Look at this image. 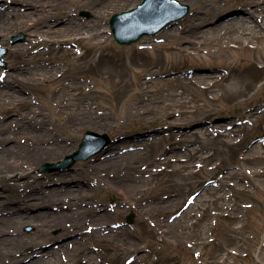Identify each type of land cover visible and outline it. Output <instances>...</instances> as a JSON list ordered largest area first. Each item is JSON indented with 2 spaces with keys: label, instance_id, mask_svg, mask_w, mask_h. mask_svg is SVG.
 Wrapping results in <instances>:
<instances>
[{
  "label": "rangeland",
  "instance_id": "1",
  "mask_svg": "<svg viewBox=\"0 0 264 264\" xmlns=\"http://www.w3.org/2000/svg\"><path fill=\"white\" fill-rule=\"evenodd\" d=\"M143 1L101 6L58 0L51 13L45 4L35 14L38 30L71 21L83 29L78 34L0 30L8 49L0 82L12 87H0V139H12L0 144V264H80L71 255L84 244L87 264H264V185L256 186L264 179L245 174L239 182H221L227 173L243 171L245 158L264 144V0H177L190 7L185 18L131 46L119 45L111 17ZM248 9L255 13L248 21L256 37L221 42L224 54L208 53V43L220 34L216 28ZM21 35L24 40L14 43ZM202 76L224 78L206 89ZM244 76L249 83H242ZM230 84L240 92L230 94ZM144 101L152 107L145 117ZM34 110L44 114L46 125L26 128L23 117ZM87 132L110 141L100 140L104 147L71 169L40 172L77 152ZM219 132L238 143L225 144ZM60 146L65 148L46 155ZM192 151H199L195 159ZM181 158L188 166L177 162ZM15 163L30 165V175L13 177L6 168ZM258 167L264 170V162ZM52 190L71 193V202H48ZM148 203L163 213H153ZM19 208L30 215L63 210L70 214L68 226L81 228L65 232L46 226L48 219L28 224L15 212ZM182 209L186 213L178 217ZM41 225L46 234L40 256L33 254L32 240L22 238H32Z\"/></svg>",
  "mask_w": 264,
  "mask_h": 264
},
{
  "label": "bare ground",
  "instance_id": "2",
  "mask_svg": "<svg viewBox=\"0 0 264 264\" xmlns=\"http://www.w3.org/2000/svg\"><path fill=\"white\" fill-rule=\"evenodd\" d=\"M5 1H6V3L9 4L8 6L6 5V3H4L3 0H0V30H5L6 31V30H11L12 28H15V27H23V28L32 27V28L37 30V34L44 33V34H53V35L61 34V33L62 34H78L79 30L83 31V29H81L80 26L76 25L75 23H71V25L68 24L71 21L63 23V24H61L60 26H57V27H56V25L55 26L49 25V26H45V27H42V28L40 27L39 30L37 29L38 23H37L36 20H39V19L37 17H35L36 12L39 11L40 9L43 10L44 9V5L46 4L47 6H50V8H48V9L45 8L46 11H48V14L51 13L50 9L52 8V6L55 3H57L58 0H5ZM107 1L108 0H92V4L93 3L94 4H97V3L99 4L100 3L101 6H104L106 3H108ZM38 4L39 5L42 4L41 6H43V7L38 8V6H37ZM251 10H253V9H248V10H245V11H242V12L241 11L237 12V14H235L232 18H230L227 23L219 25V27L216 28V31H220V34L213 39V42L208 43L211 46L209 51H208V53H210L211 51H214V52H217V53L224 54L226 52L225 49L227 47L226 48L224 46L220 47L219 45H220L221 42H225V45H230V44L235 43V42H240L242 39H246L247 43H249V41H252L256 37V34L254 33L252 27L250 26V21H248L249 18H252L253 15H255V13L253 11H251ZM260 12H261V14L263 13L262 10ZM67 24L69 26H67ZM73 24L75 25V27H72ZM262 29H263V27H262ZM38 31H40V33H38ZM170 35H171V33H170ZM4 42H5V39H3V40L0 39V44H2ZM184 43H187L188 45H190L192 47H196V46L197 47H199V46L202 47L204 45L203 42L199 43L198 41H189V40H188V42H187V40H186V42L184 41ZM256 49H263V48L256 47ZM107 72H109L110 74L114 73L115 69L114 68H112V69H108L107 68ZM17 73H18V75H16L15 77L18 80H20L21 79L20 78L21 73H20L19 69H18ZM4 77H8V76L4 75ZM223 78H224L223 76H220V77L202 76L201 79H199L200 80L199 82L200 83H204V82L207 83L208 87L206 89H209L210 86L215 85L218 81H221ZM242 80H243L242 83H249V80H247V76H244L242 78ZM1 86H3L2 89H6V90H9V91L12 89V87L10 86L9 83H5V82L1 83L0 82V87ZM227 90H228V92L230 94H233V95L238 94L240 92L239 89L233 87V84H230L227 87ZM140 107H142L141 111H143V112H141V113H142V115L144 117L146 115H148V113L150 111H152V107L149 106L146 101L142 102L140 104ZM37 116H39L40 119H36ZM170 116H171V114L169 115V117ZM23 119H24L23 122H27L28 123V124L27 123L25 124V127L26 128L28 127V128H31V129H33L34 126H42V125L45 126L46 122H47L46 121L47 119L44 116V114L41 113L38 110L37 111L36 110L33 111V115L31 116V118H28L26 116V118L23 117ZM174 125H176V124H174ZM22 130H24V127L22 128ZM223 133L225 135V132H219L218 134L222 136ZM199 135H201V134H199ZM225 136H227V135H225ZM225 136L221 137L225 144L236 145L238 143V141L233 142V141H230V140H226L224 138ZM230 136H233V134L231 133ZM182 137L188 138L190 136L187 133H184V134H182ZM201 137L203 139L204 135L202 134ZM11 141H12L11 138H6L5 137L3 139H0V142H1L0 144H2V143L5 144V142L10 143ZM142 144L144 145V143H142ZM63 148H65V147L64 146H60L58 149L54 148V149H51V150H49V151H47L45 153H46V155H50V154H53V152L57 153V152L61 151ZM7 149L8 148H6V150ZM199 151H203V149H199ZM199 151H196V152L192 151L191 158L195 159L197 157ZM245 159L246 160L244 162H245L246 168H244L243 171L245 170L246 173H244L242 171V169L231 171L230 173H227V176L224 177L221 180V182L222 181L227 182L226 180H228L229 178H233L234 180L239 182V181L247 178L246 175H248V174L249 175L252 174L253 176L259 177L260 179H264V170H261L258 167V165L260 163L264 162V144H261L260 146L255 147L254 154L252 156H248ZM191 161H193V160H191ZM177 162L180 163L181 165H184L185 167L188 166L187 161H185V159H183V158L177 160ZM190 164L192 165V163H190ZM6 169H11L12 173L13 174L15 173V176H13V177L19 178V175L21 174L20 172H22L24 176H29L30 173H26V172L28 170H30L31 167H30V165H29V167H26L22 163L21 164H16L15 163V164H12L11 166H9ZM144 171L146 172L148 170L144 169ZM4 173L5 172H3V174ZM11 180H12V178H11ZM263 185L264 184H262L261 180L257 181L256 186H258V187L261 186L262 187ZM256 186H254V187H256ZM204 191H202V192H204ZM70 194L71 193L66 192V194H64L62 196L59 191L52 190V192H49L48 194H46L48 196L45 195V198H47L48 202H50V203H53V204H56V205L60 203L61 206H62L63 204L65 205V203H68V201L70 200ZM201 194L202 193H197L196 195L200 196ZM33 196H35V195H31L30 197L26 196V198H31ZM81 198H85V197L82 196ZM219 198H221V197H219ZM219 198L212 199V201L214 203L218 202ZM225 198L226 197L222 196V199H225ZM70 202L71 201H69V203ZM20 204H25L26 207H29L28 204H30V203H28V201H23V202H20ZM53 204H51V205H53ZM148 206H149V209L151 211H153V213H163V212H161V211H163L162 208H160L158 205L156 207H154V206L151 207L152 205L150 203H148ZM229 206H227V209H228ZM157 207H159V208H157ZM221 208L224 211L226 210V207H221ZM17 210L18 211H15V212H18V215L20 216V219H29L28 221H26V223H28V224L32 223L33 221H36V222L37 221H39V222L43 221L45 223L49 221L48 225L46 224V226H51V227L53 226L54 227L55 225H57V226L62 227L65 232L66 231L68 232L71 229H76L77 230V229L81 228V225L80 224H76V222H74V224H71V226H68V224H67V222L65 220L67 219V217H69L70 214L64 212L63 210L61 212H59V213L43 212V213H40V214H37V215H30L29 212H28L29 210H27L26 212H23V213L21 212V208H19ZM185 213H186L185 209H182L181 211H179L177 216L179 217L181 215H184ZM48 216L50 218H48ZM47 219H48V221H47ZM45 234H46V231L44 230V228H42V225L38 226L36 231H35V233H34V235L32 236V238L28 237V236H23L22 243L25 242V241L29 242V240H32L31 241L32 244L36 245L35 250L33 251V254L41 256V254H43V253H42V251L38 250V248H40L42 245L39 246V244H40L39 241L44 239ZM2 235H5V234H2ZM7 235H9V234H6L5 236H7ZM19 239H20V237H19ZM3 240H8V237L3 238ZM36 240H37V242H36ZM76 258H77V260H76ZM90 258L91 257H90V255L88 253V248H86V244L79 246L77 249L74 250V252L71 255L72 263L87 264L91 260ZM16 262H18V260ZM12 263H15V262L12 261Z\"/></svg>",
  "mask_w": 264,
  "mask_h": 264
},
{
  "label": "water",
  "instance_id": "3",
  "mask_svg": "<svg viewBox=\"0 0 264 264\" xmlns=\"http://www.w3.org/2000/svg\"><path fill=\"white\" fill-rule=\"evenodd\" d=\"M189 12V7L179 4L175 0H145L143 4L135 10L116 14L112 17L110 26L115 40L121 45H131L138 41L144 35H155L163 30L173 20L184 17ZM83 15L88 16L84 12ZM24 40L21 35L13 39L14 43ZM7 50L0 46V66L6 67L3 57ZM107 143V135H98L93 132H87L79 151L66 157L65 161L58 164H45L42 172H52L54 170L69 168L78 160L87 159L93 155L99 147L97 142ZM132 217L129 218V222Z\"/></svg>",
  "mask_w": 264,
  "mask_h": 264
}]
</instances>
